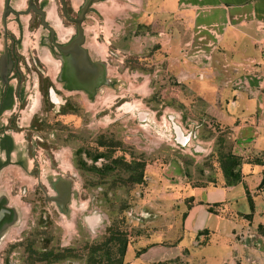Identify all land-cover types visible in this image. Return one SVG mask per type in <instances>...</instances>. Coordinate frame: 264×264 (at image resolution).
Listing matches in <instances>:
<instances>
[{"label": "rangeland", "instance_id": "1", "mask_svg": "<svg viewBox=\"0 0 264 264\" xmlns=\"http://www.w3.org/2000/svg\"><path fill=\"white\" fill-rule=\"evenodd\" d=\"M144 2L107 0L90 12L84 24V44L92 59L104 62L105 75L111 80L110 85L98 86L90 98L83 90L66 88L57 79L60 61L41 45L43 30L34 19L23 15L15 21L10 16L6 25L0 19V53L6 42L13 58L8 82L22 94L21 98L14 96L11 107L0 113V132L6 128L13 142L23 148L30 170L25 174L16 165L0 170V183L9 175V195L25 191L20 198L27 206L0 243V260L5 264H58L67 256L73 257L75 264H85L92 246L97 247L96 257L103 259L106 247L112 249L113 256L116 245L106 241L112 229L125 234L124 261L134 259L140 246L169 245L164 240L175 237V233L169 235L167 231L178 227V217L173 216L170 206L176 199L163 194L171 189L170 185L169 189L162 185L166 161L182 156L187 161L191 156L200 165H193L192 159L186 163L190 172L192 166L195 169L196 181L203 178L202 169L206 174L217 171L210 154L215 134L221 129L210 133L215 124L206 110L210 103L222 101L225 85L211 86L205 97L198 99L192 96V84L165 82L157 55L164 45L162 36L157 35L159 29L145 27L142 21L135 23L136 15L144 14ZM4 32L8 34L5 40ZM10 35L18 42H12ZM68 35L66 32L57 38L64 40ZM152 51L156 58L148 57ZM15 71L19 78L14 76ZM46 79L51 85L44 95L41 88ZM182 95L184 103L178 99ZM174 127L188 135L183 144L176 139ZM98 135L114 147L97 145ZM78 146L90 152L105 150L110 157L142 160L141 181L130 182L128 174L120 169L103 173L76 167L74 149ZM81 157L87 165L97 167L108 162L106 156L92 160L82 152ZM57 176L71 183L65 213L45 198L54 194L50 181ZM256 225L237 232L233 229L230 242L238 246L232 247L234 253L222 264H264V234ZM46 250L61 255L58 260L40 259L38 256ZM147 252V256H155L161 250L149 246ZM183 253L181 257L157 261H145L144 254L136 262L192 264Z\"/></svg>", "mask_w": 264, "mask_h": 264}, {"label": "crops", "instance_id": "2", "mask_svg": "<svg viewBox=\"0 0 264 264\" xmlns=\"http://www.w3.org/2000/svg\"><path fill=\"white\" fill-rule=\"evenodd\" d=\"M149 1L145 0L144 14L136 15L135 23L142 21L145 27L157 26L154 29L163 34L161 41L164 45L157 55H160L158 60L165 82L175 80L188 86L192 84V96L198 99H203L206 89L211 86L225 85L222 86L225 94L220 95L222 103L219 100L218 104L210 103L206 112L218 128L226 130L231 153L240 157V180L225 183L215 167L214 174H206L202 169L200 175L203 178L197 179L198 182L197 177L193 178V166L191 172L186 167V163L193 160L191 156H187V161L183 156L168 159L161 178L162 185L171 188L163 194L170 200L176 199L170 206L173 216L178 217V227L166 229H170L167 231L169 235L175 233V237L160 238L169 245H147L144 251L126 262L137 264L136 259L144 254L145 261H157L181 257L184 252V259L192 260V264H222L234 253L232 247L238 246L230 242L233 229L237 232L258 223L264 224V181L258 187L264 174V163L257 161L264 158V0ZM157 55L152 51L148 57L156 58ZM16 96L21 98L22 94ZM178 99L183 101L185 95ZM12 144L13 149L9 151L4 146L8 157L1 159L3 154L0 151V163H4L0 170L16 165L29 174L23 148L13 140ZM193 165L200 167L196 160ZM149 178L153 180L152 176ZM9 185L8 175L0 183L2 201L15 211L8 229L18 223L20 211L27 210L26 203L20 198L25 191L11 197ZM21 185L25 190L26 186ZM245 190L252 201L250 217L244 215L250 211ZM149 246L161 252L147 256Z\"/></svg>", "mask_w": 264, "mask_h": 264}, {"label": "trees", "instance_id": "3", "mask_svg": "<svg viewBox=\"0 0 264 264\" xmlns=\"http://www.w3.org/2000/svg\"><path fill=\"white\" fill-rule=\"evenodd\" d=\"M19 72L15 71L14 76L16 78H19ZM51 85V82L46 79L43 87L41 88L42 94H46L47 86ZM20 90V89H19ZM16 91V94L21 97L20 91ZM12 96H13V90L12 87H8L6 90L5 98L0 105V111L3 109H7L11 106L12 103ZM218 130L217 125H214V130H212L210 133L214 134V131ZM226 135V130H220L217 134H215V141H214V147L211 152V156L215 159V167L220 171L223 180L225 183H236L240 180V174H239V163H240V157L231 153L228 143V138ZM6 137L8 139L7 144V151H9L12 148V139L9 134H6ZM95 142L97 145L102 147H114L113 143H106L101 136H97L95 138ZM84 153L86 156L91 158L92 160H96L99 157L106 156L108 157V162L103 163L100 167H97L93 164L87 165L85 160L81 157V153ZM74 155L76 156L75 165L76 167L84 168V169H90V170H96V171H102L103 173H107L109 171L113 170H123L128 175L127 178L130 180V182H140L143 177V161L139 160L137 158H131L129 160L123 158V156H114L110 157L109 152H106L105 150H95L94 152H90L88 149H85L81 146H78L74 149ZM258 162L264 163L263 159H257ZM264 181V174L262 175V178L258 184V187H261L263 185ZM246 198L249 203L250 211L245 213L244 215L246 217H250L251 215V209H252V201L251 197L248 194V191L245 190ZM184 201L187 202V199L184 198ZM187 204V203H186ZM210 210V207L207 208ZM184 212H182L183 216ZM256 227L263 232L264 234V224L258 223ZM202 230L198 231V233H201ZM111 245H116L114 252H116L113 256L111 255L112 249L106 247L104 251L106 252L105 257L102 259L100 257L95 256V251L97 249L96 246H92L90 253L88 254V260H86L85 264H126V261L123 260L127 240L125 237V234L122 230L118 229H112L109 233L108 238L106 239ZM148 245V244H147ZM147 245L140 246L136 250L138 251L135 256H137L140 252H142ZM58 255H61V253H55L53 254L51 250H46L44 252H41L38 256L40 259L43 260H58ZM66 255V254H65Z\"/></svg>", "mask_w": 264, "mask_h": 264}, {"label": "flooded vegetation", "instance_id": "4", "mask_svg": "<svg viewBox=\"0 0 264 264\" xmlns=\"http://www.w3.org/2000/svg\"><path fill=\"white\" fill-rule=\"evenodd\" d=\"M106 1L107 0H1L0 19L2 21V16H3L4 25H6L7 19L10 16H12V18H14V20L17 21L21 18V16L29 15L28 17L34 19L36 25L40 26V28L43 30L42 32L43 36L40 37L41 45H44L48 49L50 54L56 56L57 54H59V51L54 46L53 41L49 40L50 31L47 26L51 27L53 30V40L59 43L67 41L77 31L78 24L82 28L84 35V29H85L84 24L85 21L88 20V16H91L90 12H94L95 9L98 10L97 6L101 5L102 2L104 3ZM41 17L44 18L45 22L47 23V26H43L41 24ZM55 21L59 24L61 31L64 32L63 34H66V32L69 33V35L64 40H59L57 38L58 33L56 34L57 30L55 31L57 27V23ZM62 28L63 29L67 28V29L63 31ZM3 35H5V39L8 38L7 33L5 34L4 32ZM10 37L12 42H18V39L15 38L14 36L10 35ZM84 41H85V37H84ZM84 41H83V45L85 46ZM7 53L12 59V63H13V58L11 54L8 51ZM57 79L60 82H62L63 85L64 82L63 80L59 79L58 75H57ZM106 84L110 85L111 80H109ZM9 86L12 87V85L8 82V75H7L6 81L4 82L0 81V105L2 104L5 98L6 90ZM12 90H13V96H12V101H13V97L16 96V90L13 87ZM87 96L90 98L92 95L87 94ZM6 134H9L7 129L6 128L2 129V131L0 132V151L2 152L3 156L2 158L0 157L1 159L8 157L5 153L6 151H4L5 150L4 146H7L8 144V139L6 137ZM3 164L4 163H0V168L3 167ZM14 217H15L14 208L6 204L5 201H2V198L0 197V243L2 242L1 239L3 238L5 232H7L8 227L13 221ZM68 260L74 262L73 257L70 256H67L57 262L58 264H65ZM0 262H1L0 264H5L2 258Z\"/></svg>", "mask_w": 264, "mask_h": 264}, {"label": "water", "instance_id": "5", "mask_svg": "<svg viewBox=\"0 0 264 264\" xmlns=\"http://www.w3.org/2000/svg\"><path fill=\"white\" fill-rule=\"evenodd\" d=\"M2 24L4 20L2 16ZM41 24L47 26L44 18L41 17ZM49 40L53 41L54 46L59 51L56 57L60 60L59 63V79L63 80V86L70 89H81L87 94L92 95L96 88L101 84H106L109 79L105 75L104 62L94 60L90 57L88 49L83 45L84 35L83 30L78 24L77 31L64 42H56L53 40V30L47 26ZM5 39V35H3ZM12 59L6 51L5 42L3 43V51L0 53V81L4 82L7 79L8 73L12 69ZM49 88V93H50ZM175 128L176 139L183 144V141L188 136L183 135L181 131ZM188 139V138H186ZM54 194L45 195L47 200L53 201L59 212L67 211V204L70 200L71 183L68 179L57 176L50 182ZM65 264H75L68 260Z\"/></svg>", "mask_w": 264, "mask_h": 264}, {"label": "bare ground", "instance_id": "6", "mask_svg": "<svg viewBox=\"0 0 264 264\" xmlns=\"http://www.w3.org/2000/svg\"><path fill=\"white\" fill-rule=\"evenodd\" d=\"M1 1V0H0ZM56 22V21H55ZM57 23V22H56ZM57 33H58V37L60 38L62 35H64L59 27V24L57 23V27H56ZM91 223V222H90ZM91 225V224H90Z\"/></svg>", "mask_w": 264, "mask_h": 264}, {"label": "built area", "instance_id": "7", "mask_svg": "<svg viewBox=\"0 0 264 264\" xmlns=\"http://www.w3.org/2000/svg\"><path fill=\"white\" fill-rule=\"evenodd\" d=\"M157 35H163V34H161V31H157ZM163 39H164V37H163ZM22 190H23V188H22Z\"/></svg>", "mask_w": 264, "mask_h": 264}]
</instances>
